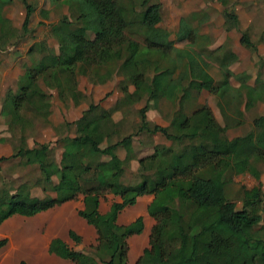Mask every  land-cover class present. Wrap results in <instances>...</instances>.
Here are the masks:
<instances>
[{
	"label": "trees",
	"instance_id": "16d2710c",
	"mask_svg": "<svg viewBox=\"0 0 264 264\" xmlns=\"http://www.w3.org/2000/svg\"><path fill=\"white\" fill-rule=\"evenodd\" d=\"M63 1L70 15H62L49 31L59 51L49 48L36 58L31 46L33 57L19 76L16 89L7 88L3 93V132L19 124L27 137L26 127L32 126V118H42L48 125L49 91L55 92L61 104L67 100L77 104L87 98L79 89L78 77L90 73L97 78L114 73L122 76L117 84L119 97L113 106L104 108L101 99L113 93L108 91L97 103L90 101L75 121L53 126L57 134L53 145L34 142L32 147H19L0 156V224L13 215L32 217L83 195L84 208L78 215L94 227L96 243L87 250H76L54 237L48 251L74 264H129L128 238L143 232V217L119 225L118 216L125 207L136 204L138 197L153 195L146 211L155 223L148 234V246L133 264H255L257 258L264 262L263 189L259 181L264 165V115L253 118L252 130L227 139L228 127L239 125L241 119L232 121L224 115L221 124L207 104L198 103L201 92L208 91L218 98L217 106L223 113V102H231L234 112L242 115V105L249 110L264 100V91L245 84L231 87L225 75L217 80L211 75V63L230 73L237 54L224 43L209 47L208 36L194 25L202 12L182 16L171 38L169 31L158 26L162 19L159 0ZM216 1L223 6L225 30L239 31L233 1ZM9 2L0 0L1 44L12 38L9 20L2 14ZM21 2L26 12L21 28L30 33L34 6L27 0ZM41 12L48 16L45 10ZM61 33L71 36L69 45L60 39ZM136 36L141 38L139 42L131 38ZM186 38L190 39L189 47L174 53L173 46ZM239 42L257 54L247 30L240 31ZM241 78L247 82L249 75ZM254 86L264 87L259 73ZM161 99L175 106L167 115L166 126L152 123L147 115ZM181 100L183 110L177 107ZM136 104L141 105L136 110L137 123L130 133L118 135L119 124L113 120V113L121 106L130 109ZM140 134L149 138L160 135L169 144L150 143L151 152L139 156L132 141ZM118 147L124 150L123 157L118 155ZM130 160L140 166L138 180L124 183ZM15 163L29 173L37 171V177L17 185L16 179L8 181L3 175L4 165ZM94 169L99 171L94 180L82 178ZM241 174L255 177L258 183L251 188L241 186L238 207L228 186L233 175ZM32 186H41L54 195H33ZM106 194L118 196L120 201H113L105 213H100V199ZM68 235L75 243L82 240L72 229ZM172 239H179L181 245L176 254L169 255L164 245ZM6 243L7 239H0V247Z\"/></svg>",
	"mask_w": 264,
	"mask_h": 264
},
{
	"label": "rangeland",
	"instance_id": "374dc122",
	"mask_svg": "<svg viewBox=\"0 0 264 264\" xmlns=\"http://www.w3.org/2000/svg\"><path fill=\"white\" fill-rule=\"evenodd\" d=\"M11 1L12 3L10 2L9 5H6V7L9 6L6 8V12L13 10L16 14L17 8H20L21 10L24 9V4L21 2V0ZM43 1V5L46 6L47 0ZM232 1V7L240 22L239 31L234 29L230 31L225 30L223 6L216 0H159L161 3L162 19L158 26L169 31L171 34L170 37L174 38V34L178 27V21L182 16H186L191 12H202V14H198L200 16L197 17L196 21H194V25H198L197 27L200 32L208 36L209 47L212 46L211 48H213V46L225 40L223 42L224 46L227 49L234 51L238 57V60L230 65V73H226V71L219 68L216 63H211L209 69L211 75L216 80L225 75L227 82L231 87L239 88L240 84H251L250 86L254 87L255 89L264 91V87L254 86V78L257 73L260 74V79L264 80V0ZM27 2L32 4L36 10L35 7H38V3H40L41 0H27ZM59 7H63V5H60ZM50 9L51 15H49L48 18H45V20H48L46 23L47 25L45 24L39 27L30 24V28L33 30L30 33L23 32L21 28L23 19H21L17 25L10 23L11 26L13 25L11 31L12 38L8 40L5 39V44L0 43V109L2 105V97L4 95L3 93L7 88L14 90L16 89L17 80L22 74L24 67L27 66V64H30V60L33 57L32 54H30L31 46L34 48V57H37V55L40 54L39 51L48 50L49 48H52L55 51L57 50L56 52L58 53L59 49L57 40L50 35L49 31L50 26L53 23H57V21L60 19L63 11L57 10L54 6H52ZM19 14L21 18V13ZM65 14L70 15V10L68 7ZM39 16L42 17L41 15ZM35 20L36 14L34 12L32 21ZM49 20H52V22H49ZM199 21H202L201 24ZM243 30H247L249 32L251 40L257 46V54L252 53L249 49L240 44V31ZM131 38L138 42L141 40V38L138 36ZM34 39L36 40L34 41ZM189 41L190 39L186 38L183 43L175 44L173 46L174 53L180 54L183 50L187 49L189 47ZM60 56L64 58L65 54L60 52ZM143 70L149 76L153 77L152 79L155 78L152 72H148L146 68H143ZM244 74L249 75V80L247 82L241 78V76ZM78 79L79 83L85 86V88L91 89L94 97H97L98 95L102 97L108 92L106 89L109 84L103 87L102 77L97 78L95 75L90 73L88 75L78 77ZM2 80L3 83H1ZM106 82H110V84L114 83L113 80ZM49 92L52 93L51 97L49 98L51 102V121L57 122L59 120L58 108L61 103L56 98L55 92L53 90ZM217 99L218 98L215 95H212L208 91H202L198 97V103L207 104L210 111L213 112L221 124L222 122H225L224 115H227V117L232 121L241 119V123L239 125H234L233 123L228 127L226 136L227 139L237 135H243L249 130H252L253 118L259 115H264V100L258 102L250 110H245L242 105V115H237L234 112L235 107L231 104V102L228 105H225L223 102V113L215 102ZM183 103V100H181L179 106H177L178 109L183 110ZM136 106L139 107L140 104H137ZM137 107H133L131 113L126 118L125 126L127 130H130L134 126V117L137 116ZM31 123H33L32 126L29 125L26 127L25 131L28 137L22 133L21 126L19 124L15 125L10 131L3 132V129L0 130V155H9L19 147H27V144L29 145V143L26 142V139L29 138V135L34 140H38L40 142L50 140V137L52 136L51 131H49V126L42 118H32ZM3 127L4 124L0 123V128ZM155 139L157 141L166 143L163 138L159 136ZM136 148L138 149V147ZM138 150L140 153L139 155H144L147 153L146 145H142L141 149L139 148ZM54 154L56 160H58L60 151L57 145L54 146ZM260 168L262 173L260 175L259 181L261 182V188L263 189L262 205L264 206V165ZM138 171H140V166L137 167L136 172L138 173ZM134 172L135 171H127L126 174L127 179H129L131 182H136L138 180V177L136 176L137 174H134ZM3 175L8 181L11 179H16L15 184L17 185L26 179L33 181L37 177L38 172L32 171L29 173V169H24L21 165L15 163L5 164ZM53 181L56 182L55 177H53ZM257 183L258 180L249 174L233 175L232 181L228 186V190L231 198L235 200L238 207L241 206V186L251 188ZM32 188L33 195L36 196H43V193H51V191L45 192L41 186H32ZM113 199L114 197L112 194L104 195L103 205L108 206L111 200L113 202ZM149 199L150 197L144 196L139 198L135 205L129 206L128 208L125 207L126 209L123 212L121 211L122 219L125 218L127 214H129V217H132V219H134L133 217L137 218L138 216L148 215L146 207L149 203ZM117 201H120V198ZM58 209L59 207H54L31 218L14 217L8 220V222L2 226V229L0 226V239H7L5 246L0 247V264H21V261H25L26 264H74L69 260L59 258L56 255L50 253L48 251L49 240L58 236L63 238L67 245L73 249L87 250L94 243L93 239L95 238V233L90 228H81L80 225L83 224H80L78 221L71 219L60 220L59 218L61 217H59L60 214L58 213ZM262 213L264 215V209H262ZM66 215H72V211H66ZM62 217H64V215H62ZM154 223L155 220L153 219L152 224ZM263 224L264 222L262 221L261 225ZM71 228L77 234L83 235L80 243H75L72 239H70L68 232L71 230ZM147 235V233H142L128 238L129 252L130 249L133 248L135 242H141L146 245V242L148 243ZM165 245V251L169 255H173L179 251L181 244L179 239H172L166 241ZM139 248L140 249L135 251L134 254L132 251L128 254L129 264H133L136 260L137 253L141 252L142 247ZM255 264H264V262L261 261L260 258H257Z\"/></svg>",
	"mask_w": 264,
	"mask_h": 264
},
{
	"label": "crops",
	"instance_id": "0c3cea01",
	"mask_svg": "<svg viewBox=\"0 0 264 264\" xmlns=\"http://www.w3.org/2000/svg\"><path fill=\"white\" fill-rule=\"evenodd\" d=\"M10 2L12 3V1L10 0ZM10 2L9 3H7L6 5H9L10 4ZM43 0H41V2L40 3H38V7H35L36 8V10L34 11L33 10V12H32V14H31V20H30V23H29V25H28V27H29V29L30 30H32L31 28H30V24L31 25H33V26H39V27H41V26H43V25H45L46 23H47V21L48 20H45V18H48L49 17V15H51V7L52 6H54L57 10H62L63 11V14L62 15H64L65 13H66V10H67V5L66 4H64V1L63 0H61V1H59V2H56V3H51L49 0H47V5L46 6H44L43 5ZM6 5L4 6V8H3V17L4 18H7L8 20H9V25H11V24H13V25H17V24H19V22L21 21V19H24V17H25V14H26V12H25V7H24V9H20V8H17L16 9V14H15V12L13 11V10H11V11H8V12H10V13H8V12H6V8L7 7H9V6H7L6 7ZM14 5V4H13ZM60 5H63V7H59ZM44 6V7H43ZM65 6H66V8H65ZM14 7H15V5H14ZM69 9V8H68ZM42 10H45L46 12H47V17H44L43 16V14H42ZM21 11V12H20ZM6 12V13H5ZM34 12H35V14H36V20L35 21H32V16H33V14H34ZM19 13H21V18H20V14ZM39 15H41L42 17H40ZM52 22V20H49V22ZM22 22H23V20H22ZM32 22V23H31ZM48 22V23H49ZM58 22V21H57ZM11 23V24H10ZM54 24V23H53ZM12 25V26H13ZM47 25V24H46ZM12 26H11V29H10V33L12 34ZM32 26V27H33ZM51 35V34H50ZM51 36H53V35H51ZM54 38H55V36H53ZM59 37H60V39L61 40H63V42H64V44L66 45H69L70 43H71V36H69V35H67V34H59ZM36 39H34V41H35ZM33 41V42H34ZM225 41V40H224ZM223 41V42H224ZM223 42H221V43H219V44H216L215 46H213V48H215V47H218L219 45H221V44H223ZM214 45V44H213ZM212 47V46H211ZM210 47V48H211ZM57 48V47H56ZM45 51H47V50H44V51H39V53L40 54H38L37 55V57H39L40 55H42V53H44ZM57 51V50H56ZM36 57V58H37ZM256 77V76H255ZM103 80H102V86L104 87V86H106V85H108L109 84V86L107 87V89H106V91H111V90H113V93L110 95V96H108V97H106L104 100H102L101 98L103 97L104 98V96L106 95H103L102 97H100L99 95L97 96V97H94V94L92 93V91H91V89L90 88H85V86H83L82 84H80V83H78V86H79V89H81L83 92H85V93H87L86 95V99H82L79 103H77V104H74L73 103V101L72 100H67V102L65 103V105L64 104H61L60 106H59V108H58V114H59V120L57 121V122H52L51 121V115L49 116V123H48V126H49V131H51V134H52V136L50 137V140L49 141H44V142H51V145H53V142L56 140V138H57V134H56V132H55V130H53V126H57L58 124H60V123H62V122H64V121H68V122H73V121H75L76 119H78L80 116H81V114H82V112L88 107V104H89V102L90 101H93L94 103H97V101H99L100 99H101V105L104 107V108H110L111 106H113L114 105V103H116V100L118 99V97H119V93H118V90H117V84H118V82H120L122 79H123V77L122 76H120V75H117V74H113V75H111V76H109V77H103L102 78ZM82 80V79H81ZM114 81V83H111L110 84V82L109 83H107L106 81ZM249 80V79H248ZM254 80H255V78H254ZM262 80V79H261ZM116 82V83H115ZM1 83H3V80H2V82ZM114 84H115V86H114ZM251 84H248V86H250ZM91 88H92V86H91ZM99 88V87H98ZM95 90V89H94ZM90 91H91V94H90ZM104 93V92H103ZM261 101V100H260ZM260 101H257V103L258 102H260ZM263 101V100H262ZM216 102V101H215ZM217 103V102H216ZM256 103V104H257ZM255 104V105H256ZM137 105V104H136ZM136 105H133V107L134 108H136L137 106ZM254 105V106H255ZM141 106V105H140ZM139 106V107H140ZM253 106V107H254ZM132 107V108H133ZM139 107H137V108H139ZM252 107V108H253ZM132 108L130 107V109L129 108H125V107H120L118 110H116L114 113H113V115H112V117H113V120L115 121V122H117L118 124H119V127H118V129H117V134L118 135H126L127 133H130L131 132V130H132V128L130 129V130H127L126 129V118H127V116L131 113V111H132ZM175 109V106H173L171 103H169V102H167V101H165V100H163V99H161V101H159V104H158V106L157 107H154V106H152L151 107V109L148 111V113H147V115H148V119L152 122V123H156V124H159V125H162V126H166L167 124H168V119H167V115H169L170 116V114H171V112L173 111ZM176 109H177V107H176ZM251 109V108H250ZM249 109V110H250ZM137 121H138V117L137 116H135L134 117V125L137 123ZM0 123L1 124H3L4 123V120H3V118L0 116ZM121 123H122V127H121ZM1 129H3V128H0V130ZM27 133H28V131H27ZM50 133V132H49ZM29 134V133H28ZM226 135H227V131H226ZM161 137V138H163L162 136H160V135H154L153 137H147L145 134H140V135H136L135 136V138H134V140L132 141V144H133V147H134V152H136V154L137 155H139L140 153H139V148L141 149V146L142 145H146V150H147V154L148 153H150L151 152V146H150V143H153V144H155V143H163V142H160V141H157L155 138L156 137ZM28 137V136H27ZM27 141V143H29V145L27 144V147H25V148H29V147H32L33 145H34V142H40V141H36V140H34L32 137H30V135H29V138H27L26 139ZM163 140L166 142V143H163V144H169V141H167V140H165L164 138H163ZM142 142V145L141 146H139V144ZM149 143V144H148ZM136 147H138V149L136 148ZM117 153H118V155L120 156V157H123L124 156V154H125V152H124V150L121 148V147H118V149H117ZM4 155H7V154H4ZM0 156H3V155H0ZM139 156H142V155H139ZM104 159H107V157H104ZM139 166V164L137 163V161L136 160H130V163H129V165H128V168H127V171H129V172H133V171H135L134 172V174H136L137 172V167ZM133 170V171H132ZM98 173H99V171L98 170H96V169H94V170H91V171H89V172H87V173H84L83 175H82V178L84 179V180H94L95 178H96V176L98 175ZM87 174H89V175H87ZM127 174V173H126ZM123 181H124V183L125 182H127L128 181V179H126V177H124L123 178ZM50 195H54V193L53 192H51V193H49ZM112 196L114 197V199H113V201H117L118 199H119V197L118 196H115V195H113L112 194ZM150 197V199H149V203L151 202V200L153 199V195H143V196H140V197H138V199L139 198H141V197ZM83 195H79L78 197H77V199H75V200H70V201H67V202H65V203H63V204H61V205H59V206H55V208L56 207H59V209H58V213L60 214V216L59 217H61V218H59L60 220L62 219V220H69V219H71V220H74V221H78L80 224H83V225H80V227L81 228H83V229H88V228H90L91 230H93V232L95 233L94 235H95V238L93 239V241H94V243H93V245L96 243V232H95V229H94V227L93 226H91V225H89L82 217H80L79 215H78V210H80V209H83L84 208V203H83ZM137 199V200H138ZM112 203V200L110 201V203H109V205L107 206V205H103L104 204V202H103V197L100 199V203H99V212L100 213H105L107 210H108V208H109V206H110V204ZM148 203V204H149ZM135 205V204H134ZM129 206H127V208H128ZM54 208V207H53ZM126 208H124L123 210H122V212L125 210ZM50 210V209H49ZM48 211V210H47ZM66 211H68V212H70V211H72V215H66ZM44 212H46V211H44ZM122 212L119 214V216H118V219H117V223L119 224V225H127V224H129L130 222H132L136 217H133L134 219H132V217L130 218L129 217V214H127V216L125 217V218H123L122 219V217H121V214H122ZM41 213H43V212H41ZM40 214V213H39ZM38 215V214H37ZM62 215H64V217H62ZM131 215V214H130ZM36 216V215H35ZM14 217H23V218H31V217H25V216H21V215H13V216H11V217H9L8 219H6L5 221H3L1 224H0V226H1V229H2V226H4V224L6 223V222H8V220H10V219H12V218H14ZM32 217H34V216H32ZM143 217V222H144V229H143V232L142 233H147V234H149V232H150V229H151V227H152V223H153V218H151V217H149L148 215H143L142 216ZM151 221H152V223H151ZM72 229V228H71ZM73 230V229H72ZM141 233V234H142ZM3 234V233H2ZM4 235V234H3ZM80 235V234H79ZM81 236V238H82V234L80 235ZM148 236V235H147ZM56 237H58V236H56ZM54 238V237H53ZM59 238H61V237H59ZM6 239V238H5ZM52 239V238H51ZM51 239L49 240V243H50V241H51ZM65 243H66V241L63 239V238H61ZM49 243H48V246H49ZM67 244V243H66ZM143 243H141V242H135V244L133 245V248L132 249H130V252L132 251L133 252V254L135 253V251H138V249H140L139 247H142V249H141V252L140 253H137V257L142 253V250L145 248V247H147L148 246V243L146 242V245H144ZM165 248H166V245H165ZM77 250V249H76ZM78 250H83V249H78ZM129 252V253H130ZM73 263V262H72Z\"/></svg>",
	"mask_w": 264,
	"mask_h": 264
}]
</instances>
